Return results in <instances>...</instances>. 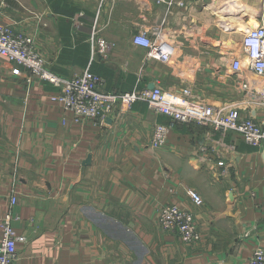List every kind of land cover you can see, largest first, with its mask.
Instances as JSON below:
<instances>
[{
	"label": "crops",
	"instance_id": "0c3cea01",
	"mask_svg": "<svg viewBox=\"0 0 264 264\" xmlns=\"http://www.w3.org/2000/svg\"><path fill=\"white\" fill-rule=\"evenodd\" d=\"M221 1L0 0V22L33 37L46 68L61 77L89 67L106 90L190 86L217 111L241 108L243 116L264 121L263 109L246 104L228 57L185 67L175 56L162 63L132 44L139 29L150 36L228 32L232 25L225 28L213 14L230 9L235 18L244 11L233 8L234 0H227L229 8ZM244 1L248 17L234 25L260 17V0ZM96 20L113 48L91 60ZM14 66L0 58V216L11 209L16 233L26 237L14 264H247L254 248L264 247V142L250 146L229 132L224 138L232 152L211 154L203 148L218 132L176 124L155 150L152 125L168 117L144 102L117 107L103 125L77 123L52 100L51 84L28 82L23 68L11 73ZM187 189L201 196V206L191 203ZM168 203L194 212L201 241L185 244L160 228L158 210Z\"/></svg>",
	"mask_w": 264,
	"mask_h": 264
},
{
	"label": "built area",
	"instance_id": "2783aa9c",
	"mask_svg": "<svg viewBox=\"0 0 264 264\" xmlns=\"http://www.w3.org/2000/svg\"><path fill=\"white\" fill-rule=\"evenodd\" d=\"M100 30L96 20L90 36L91 60L108 54L113 48V43L99 35ZM153 35L150 36L146 29H139L132 36V44L145 48L147 57L169 63L176 52L175 44L168 43L169 36H162L161 31H154ZM238 44V53L230 52L227 67L239 76L237 87L246 104L264 110V14L258 18L255 27L246 28ZM0 58L17 65L11 69L12 74L19 75L23 68L28 72V82L37 80L51 84L56 89L52 100L62 104L77 123L103 125L105 118L117 107L122 110L136 102H144L155 114L168 117V122L156 121L152 125L150 147L155 150L166 144L176 124L196 123L218 132L220 137L212 140L210 148H203L204 152L210 151L211 154L232 152V147L224 138L229 132L237 134L250 146L259 147L264 142V121L243 116L241 108L217 111L203 97L195 94L190 86L179 90H165L161 86H135L125 92L106 90L105 80L89 67L70 78L61 77L46 68L33 37L16 29L11 23L0 22ZM223 164V161L217 162L219 166ZM186 193L194 206H201L202 198L195 190L187 189ZM14 203L15 196H12L11 204ZM262 205L264 207V198ZM16 218L11 209L0 216V264H14L17 260V244L26 242V237L17 234L14 229ZM157 223L163 231L177 233L185 244H195L202 239L194 212L179 204L162 205L158 210ZM247 264H264L263 246L254 248Z\"/></svg>",
	"mask_w": 264,
	"mask_h": 264
},
{
	"label": "rangeland",
	"instance_id": "374dc122",
	"mask_svg": "<svg viewBox=\"0 0 264 264\" xmlns=\"http://www.w3.org/2000/svg\"><path fill=\"white\" fill-rule=\"evenodd\" d=\"M225 1L227 2V0L221 1L224 3L223 7L227 5L226 8H229L228 5L229 3H232V2L225 3ZM234 1H235L234 2L235 5L233 4V8L237 7L236 9H240V10L243 9L244 11V13H236L234 19L238 20L239 18L244 17V20H245L248 17L247 14L250 12L248 10L246 11V8L249 9V6L246 4L244 0H234ZM215 7L216 6H214V8ZM215 12L216 11L214 10V13ZM226 12H227L226 15H218L215 13L213 14V16L217 15V17L219 19H222L223 21V19L227 16V14L232 16V14L234 13L233 11L230 12V9H227ZM262 14H264V0H260L259 15L261 16ZM248 20L246 21L247 23L246 22L241 23L242 25L239 23V21L234 25L233 21L224 19L222 24L225 26V28L226 26L228 27L231 24L232 25L230 26L231 29L233 27L239 29L238 30L239 33L237 34H232L233 31L231 32V29H229L228 31L229 33L224 31L221 34H218L216 36L208 35V36L188 37V36L180 35L178 33H171V34L167 33L166 36H169V38L172 41H174L175 46H176V52L174 54L175 63L177 64V63L184 62L185 67L186 66L191 67L192 65L191 63L195 59H199L200 61H203V60H207L208 57H214L216 60L224 62V57H228V60H229L230 55H228L227 53L238 52L239 39L241 38L244 30H246L248 26L254 27L255 25H252V23L253 24L257 23V21L254 19L252 20L250 19L249 21Z\"/></svg>",
	"mask_w": 264,
	"mask_h": 264
},
{
	"label": "bare ground",
	"instance_id": "6f19581e",
	"mask_svg": "<svg viewBox=\"0 0 264 264\" xmlns=\"http://www.w3.org/2000/svg\"><path fill=\"white\" fill-rule=\"evenodd\" d=\"M227 20H229V21H235L236 22V20L232 17V16H230L229 14H227V16L225 17ZM223 22V21H222ZM255 27V26H254ZM244 32H245V30H244ZM243 32V33H244ZM168 43H170V44H175L174 43V41H172L170 38H169V40H168ZM238 50H239V48H238ZM235 53H238V52H235ZM174 57V56H173Z\"/></svg>",
	"mask_w": 264,
	"mask_h": 264
},
{
	"label": "water",
	"instance_id": "95a60500",
	"mask_svg": "<svg viewBox=\"0 0 264 264\" xmlns=\"http://www.w3.org/2000/svg\"><path fill=\"white\" fill-rule=\"evenodd\" d=\"M255 24V23H254ZM153 87V86H152ZM149 88H151V87H149Z\"/></svg>",
	"mask_w": 264,
	"mask_h": 264
}]
</instances>
